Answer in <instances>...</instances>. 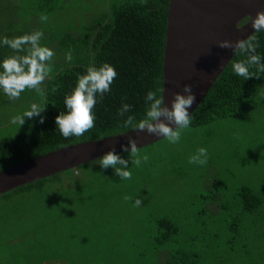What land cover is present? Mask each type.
Here are the masks:
<instances>
[{"label": "rangeland", "instance_id": "1", "mask_svg": "<svg viewBox=\"0 0 264 264\" xmlns=\"http://www.w3.org/2000/svg\"><path fill=\"white\" fill-rule=\"evenodd\" d=\"M112 1L54 0L65 7L45 14L46 22L34 16L30 23L15 24L26 34L43 31L41 45L55 53L54 71L76 58L87 61L79 46L81 35ZM30 14L42 13L37 9ZM63 29L78 37V54L71 62L57 39ZM30 97L0 101V138L25 132L39 121L25 117L18 129L10 122L42 99L36 92ZM253 102L238 117L189 126L177 144L163 138L142 147L149 161L137 168L129 160L131 180H121L96 159L58 173L41 190L1 193L0 264H55L63 259H73V264H168L176 249L198 264H220L219 259L227 258L232 264H264V87ZM201 147L208 151V163H188ZM120 156L129 159L128 153ZM242 185L261 195L263 206L243 212L237 194ZM126 195L142 199V205L125 202ZM167 210L179 228L169 243L157 245L154 221Z\"/></svg>", "mask_w": 264, "mask_h": 264}, {"label": "trees", "instance_id": "2", "mask_svg": "<svg viewBox=\"0 0 264 264\" xmlns=\"http://www.w3.org/2000/svg\"><path fill=\"white\" fill-rule=\"evenodd\" d=\"M0 3L8 8L9 20L12 23H15V20L21 22L20 26L23 25L24 20L26 23L33 21L34 16L40 18V14H30L37 9L42 14L51 16L61 11V7H65V5H55L54 0H21L20 2L0 0ZM108 5L106 12L96 17L90 25L85 26L81 35L79 46L84 47L82 54L87 56L85 57L87 61L82 62L80 58H76L75 62L70 64L56 65L50 79L45 81L43 87L46 89V96L41 99V103H46L45 111L41 113L44 122L36 121L34 126L25 132L0 138V170L66 145L128 131L130 129L121 126L122 118L118 115L122 104L131 105V111L127 115H134L139 121L144 117L147 108L146 93L162 90V65L169 0H114ZM31 9L35 11H30ZM242 22L240 21L239 24ZM10 26L19 27L14 24ZM256 35L259 40L257 53L264 62V32ZM57 39L63 51L67 53L71 51L72 55H75V52L78 54V37L75 39L70 30H61ZM243 59L245 57L242 55H233L190 113L192 116L190 127L205 125L227 117H238L243 114L248 102H253L256 92L264 87V73L247 80L236 76L232 71L231 63ZM102 63L113 66L117 77L111 85L110 92L106 93L103 100L95 106V127L83 136L65 139L56 129L54 121L60 112L66 111L64 97L74 88L78 75L85 74L87 67L91 65L98 67ZM53 88L56 89L55 92L52 91ZM159 94L162 95V92ZM124 153L126 152L118 154ZM81 165L72 169L75 170ZM57 177L58 173L21 185L2 195L12 196L18 193L23 195L34 189L41 190L46 183ZM237 194L241 198L242 211L245 213H251L263 206L262 196L255 193L248 185L240 186ZM169 206L171 207V204ZM154 223L156 227L154 242L156 241L157 245L169 243L179 228L172 215L168 214V210L160 218L155 219ZM226 229L234 233L233 227ZM233 239L235 236L232 234L229 238L231 245ZM169 255L168 264H198L196 260L188 259V255L179 249L171 251ZM227 259H219L218 263L232 264ZM44 261L42 260V263ZM72 261L73 259H67L66 264H72ZM74 262L78 263L75 260Z\"/></svg>", "mask_w": 264, "mask_h": 264}, {"label": "clouds", "instance_id": "3", "mask_svg": "<svg viewBox=\"0 0 264 264\" xmlns=\"http://www.w3.org/2000/svg\"><path fill=\"white\" fill-rule=\"evenodd\" d=\"M48 16L41 14L40 20L46 22ZM253 33L245 39L235 41L220 40L216 44L223 49L234 50L235 55H242L245 59L233 61L231 68L233 73L247 80L250 77H259L264 73V62L257 53L259 40L256 33L264 32V11H257L255 17H250ZM43 31H33L31 34L21 35L12 39L0 38V44L13 50L15 54L6 56L0 60V91L9 100H18L25 91H34L38 96L44 98L46 89L43 87L46 80L50 79L53 72L54 51L41 45ZM67 61L71 62L73 57L71 51L66 54ZM254 69V71H253ZM117 77V72L108 63L100 66L91 65L87 67L85 74L78 75L74 88L64 97L66 111L60 112L55 118V126L65 139L75 136H83L95 127V106L102 101L104 95L109 93L111 85ZM56 91L55 88L52 89ZM184 95L172 93L173 99L170 107L164 104L163 90L148 91L145 96L147 108L144 117L137 121L134 115H127L132 106L124 103L118 110L122 118V127L133 131H146L150 135L163 137L169 144L180 142L184 130L189 129L192 116L188 109L196 100L192 93V86L183 85ZM46 103L34 102L22 114L11 117V124L17 129L25 123V117L32 119L39 117V123L44 122L41 115L45 111ZM120 149L128 153L129 159L122 158L113 147L98 158L102 168H112L121 180H131L132 172L128 170L129 160L131 164L139 168L149 161V155L142 153L137 147L136 140L129 138L127 145L121 144ZM209 154L207 149L201 147L195 154L190 156L188 163L204 166L208 163ZM125 202L133 201V197L125 196ZM142 199L135 198L134 207H140Z\"/></svg>", "mask_w": 264, "mask_h": 264}, {"label": "water", "instance_id": "4", "mask_svg": "<svg viewBox=\"0 0 264 264\" xmlns=\"http://www.w3.org/2000/svg\"><path fill=\"white\" fill-rule=\"evenodd\" d=\"M257 11H264V0H169L162 65L165 105L170 107L172 93L184 95L187 84L196 97L188 111L194 110L234 55V50L216 42L252 34L250 17ZM129 138L142 148L163 137L130 129L57 148L0 170V194L98 159L113 147L123 153L120 145H127Z\"/></svg>", "mask_w": 264, "mask_h": 264}, {"label": "crops", "instance_id": "5", "mask_svg": "<svg viewBox=\"0 0 264 264\" xmlns=\"http://www.w3.org/2000/svg\"><path fill=\"white\" fill-rule=\"evenodd\" d=\"M7 9L8 8H6L5 5L0 3V15L2 16V17H0V38L8 37L9 39H12V38H15V37H18L21 35H25L26 33L20 27H12L11 28L10 25H12V24H14L16 26H18V25L15 23H12L9 20V18H8L9 15H8ZM2 13H3V15H2ZM13 54H15V53L13 52V50L11 48L0 44V60H3L6 56L13 55ZM25 93H27V94H21L22 95L20 97L21 100L31 98L30 96L33 95L34 91H25ZM1 100L3 101L4 104H6L7 102L19 101V99L18 100H9V98L2 91H0V101ZM40 103H41V100H40ZM54 262H56L55 264H62V263L66 264L67 260H57Z\"/></svg>", "mask_w": 264, "mask_h": 264}]
</instances>
